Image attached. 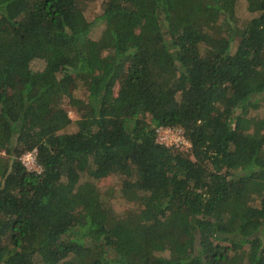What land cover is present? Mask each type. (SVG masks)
Segmentation results:
<instances>
[{
  "label": "trees",
  "instance_id": "1",
  "mask_svg": "<svg viewBox=\"0 0 264 264\" xmlns=\"http://www.w3.org/2000/svg\"><path fill=\"white\" fill-rule=\"evenodd\" d=\"M253 1L0 0V264H264Z\"/></svg>",
  "mask_w": 264,
  "mask_h": 264
},
{
  "label": "rangeland",
  "instance_id": "2",
  "mask_svg": "<svg viewBox=\"0 0 264 264\" xmlns=\"http://www.w3.org/2000/svg\"><path fill=\"white\" fill-rule=\"evenodd\" d=\"M85 13L87 17L90 19L98 14L99 11V4L98 2H93L91 5L87 6V4L84 6ZM255 5L253 0H237L236 3V16L238 17L239 21L241 23H245L249 18H251L253 15H255ZM99 29V28H98ZM98 29L93 32V36H96L98 33ZM73 109V108H72ZM70 116L72 118H76L77 115L74 110H71L69 112ZM252 114L255 116H262L264 117V99H261V106L257 108L256 110L252 111ZM97 186L107 197H111L113 193L110 192L112 189L111 181L108 179H103L97 181Z\"/></svg>",
  "mask_w": 264,
  "mask_h": 264
},
{
  "label": "built area",
  "instance_id": "3",
  "mask_svg": "<svg viewBox=\"0 0 264 264\" xmlns=\"http://www.w3.org/2000/svg\"><path fill=\"white\" fill-rule=\"evenodd\" d=\"M156 139L159 143L167 146L175 145L187 148L190 145L180 128L160 126L156 129ZM20 159L26 169L30 171L40 170L36 160V149L25 152Z\"/></svg>",
  "mask_w": 264,
  "mask_h": 264
}]
</instances>
